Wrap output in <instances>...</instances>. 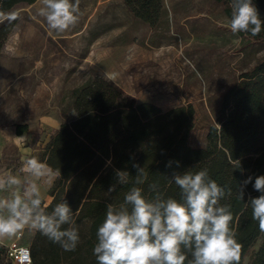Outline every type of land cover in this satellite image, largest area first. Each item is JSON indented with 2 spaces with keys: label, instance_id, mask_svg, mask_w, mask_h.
Returning a JSON list of instances; mask_svg holds the SVG:
<instances>
[{
  "label": "trees",
  "instance_id": "trees-1",
  "mask_svg": "<svg viewBox=\"0 0 264 264\" xmlns=\"http://www.w3.org/2000/svg\"><path fill=\"white\" fill-rule=\"evenodd\" d=\"M36 0H0V12L8 14L19 4ZM231 18V0H216ZM264 19V0H253ZM136 19L156 27L164 14V0H124ZM18 19L0 22V54ZM259 41L257 36L240 33ZM74 97L76 118L63 122L44 146L41 157L55 172L49 190L51 202L47 212L64 199L73 209L74 226L80 242L75 251H64L36 231L31 241L32 264H97L93 247L96 232L105 218L106 205L119 204L132 186L143 189L152 199L156 191L164 197L180 199V189L171 180L173 172L207 170L218 185L231 188L221 204L230 205L231 227L242 245L239 264L258 240L248 264H264V232L252 219L249 197L260 195L254 190L255 177L264 175V60L242 73L238 82L222 95V106L216 124L207 134V145L194 148L189 143L194 128L192 104L162 110L151 102L137 103L116 83L97 76L80 87ZM29 130L28 124H17L18 135ZM171 161V166L167 167ZM238 162L240 167L238 168ZM138 164L147 173L143 185H134ZM116 170L129 173L128 183L121 184ZM249 176L252 183L243 186ZM155 184L156 190L150 185ZM113 191H109L110 187ZM243 187L244 199L239 198ZM64 228L69 225H64ZM190 258V257H189Z\"/></svg>",
  "mask_w": 264,
  "mask_h": 264
},
{
  "label": "rangeland",
  "instance_id": "rangeland-1",
  "mask_svg": "<svg viewBox=\"0 0 264 264\" xmlns=\"http://www.w3.org/2000/svg\"><path fill=\"white\" fill-rule=\"evenodd\" d=\"M93 1L84 0L80 5L88 11L80 21L81 28L86 23L83 32L88 27L90 29L93 22L106 20V4L100 5V0ZM164 4L163 17L156 27L135 18L134 27H129V44L120 45L121 54L124 51L131 65L130 75L121 76L130 80L131 92H124L137 103L152 102L162 110L192 104L195 116L189 143L194 148H204L209 127L216 124L221 110L223 93L238 82L242 73L264 60V40L256 41L240 33L233 34L225 7L216 0H164ZM118 10L121 25L131 22L132 17L123 9L121 0ZM11 13L17 14L18 23L0 54V96L16 101L22 116L35 118V108L31 107L37 105L42 108L49 102L51 108H60L56 113L59 119L76 118L73 104L77 89L99 76L97 73L101 74L94 61L83 58L85 49L92 48L95 52L96 45H54L61 54L57 59L43 61L44 69L52 71V76H48L51 92L35 93L32 91L35 88V7L19 4ZM48 77L43 76L44 79ZM102 77L113 81V77ZM121 80L116 79L118 82ZM18 87L23 89L22 93L18 92ZM16 125L9 123L3 127ZM28 125L29 130L21 136L28 138L26 144L16 138L12 130H4L7 146L0 159L2 175L10 173L22 180L26 177L20 171V156L24 147H30L32 155L41 159L52 125L35 122ZM54 179L55 175L50 178L51 182L48 178L38 180L40 190L48 188L49 193ZM36 231L24 229L19 242L30 247ZM16 237L2 240L10 245ZM260 243L261 240H258L251 248L246 264ZM6 251V247L0 245V264H14Z\"/></svg>",
  "mask_w": 264,
  "mask_h": 264
},
{
  "label": "clouds",
  "instance_id": "clouds-1",
  "mask_svg": "<svg viewBox=\"0 0 264 264\" xmlns=\"http://www.w3.org/2000/svg\"><path fill=\"white\" fill-rule=\"evenodd\" d=\"M38 15L51 32L63 34L74 28L80 18V0H40ZM230 31L257 36L264 29V19L253 0H231ZM16 13L0 12V22H12ZM26 144L27 137H20ZM22 180L12 174L0 175V239L16 237L26 228L39 231L64 251H75L80 236L74 226L73 209L66 199L51 212L43 203L38 180L60 175L24 147L20 156ZM171 161L166 165L171 166ZM134 185H143L147 173L138 164ZM240 167L238 162V168ZM129 173L116 170L121 184L128 183ZM171 180L180 189V199L164 197L156 191L152 199L143 189L132 186L119 204L106 205L105 218L96 232L93 255L97 264H239L242 245L231 227L230 205L221 204L231 188L211 179L207 170L173 172ZM249 176L243 186L252 183ZM156 190L155 184L150 185ZM256 197L246 202L252 219L264 232V175L255 177ZM113 187L109 191H113ZM239 198L244 199L243 187ZM64 225L69 227L64 228ZM190 257V258H189Z\"/></svg>",
  "mask_w": 264,
  "mask_h": 264
},
{
  "label": "crops",
  "instance_id": "crops-1",
  "mask_svg": "<svg viewBox=\"0 0 264 264\" xmlns=\"http://www.w3.org/2000/svg\"><path fill=\"white\" fill-rule=\"evenodd\" d=\"M82 1L84 2V0H80V5L83 4ZM121 1H122L123 9L125 11H128L132 17L131 22L128 21L127 23H123L121 25L119 19L120 15L118 10L120 0H100L99 2L100 5L106 4V8H107L106 10L107 15L105 21L102 20L100 23H96L95 21L93 22V26L90 29L88 27L83 32L84 28L86 27V23L81 28L80 21H82L83 16L87 14L88 11L86 7H84L83 9L80 7L81 14L78 23L74 28L70 29L69 31L63 34H56L54 32H51L47 26L45 19L38 15V9L42 6L40 0H36L35 3L31 4L32 7H35V79L33 84L35 88L32 91H34L35 93L51 92V88L48 82H49V77L52 76V71L51 69L48 70L44 69L43 61L45 59L47 60L57 59L58 55L61 54L54 45H58L59 47H61L60 45L62 44L70 45V44L86 43L89 45L92 44L96 45L95 52H93L92 48L85 49V54L83 58L86 61H90V62L94 61V64L101 69V74L100 73L97 74L101 77L102 76L113 77L111 79L114 81V83L116 82L117 85L123 91L127 93L131 92V89L129 88L130 80L129 77L127 78V76L130 75V71H129L131 66L129 62L130 59L125 55L124 51H122L121 54L120 45L129 44L128 42L129 41L128 38L130 37L129 27L131 28L134 27L135 16L128 10V8L124 3V0ZM93 2L96 3L97 0H94ZM164 11H165V7H164ZM121 38H123L122 41ZM49 44L53 46L47 47V45ZM40 45H44V46H42L41 48ZM121 59L123 60V62H121ZM26 72L25 74H27ZM45 75L49 77L44 79L43 76ZM122 75L123 76L127 75V76L126 78L123 77L121 78ZM116 79H120V80L122 79L121 80L122 82L121 81L118 82L116 81ZM17 90L19 93L23 92L22 88H19ZM31 108H35L34 111L35 118H31L30 116L27 115L22 116L21 109L16 101H8L0 96V159L7 146V140L5 139L4 136V130L5 129L12 130L16 138H20L23 135V134L22 135L17 134L16 126L3 127L4 124L12 123L13 125H15L19 123L30 124L35 122V123H43L46 125H52L51 129L48 132L49 133L48 137L50 139V136L60 128V125L63 122L72 120V119L71 120L59 119L56 113L59 112L60 108L58 107L51 108L49 102L44 104L42 108H39L37 105H35V107L32 106ZM49 109H53L55 112H52V110L49 111ZM73 109H74V105H73ZM49 113H53V114H49ZM16 140H17L16 142H19L18 139ZM40 161L42 160L40 159ZM0 175L2 174L0 173ZM41 196H42V200L44 201V204L47 205L51 202V197L48 193V188L41 190ZM14 242H19V235L15 238V240L11 242V244ZM0 245L6 247V250L10 246V245H6L2 239H0Z\"/></svg>",
  "mask_w": 264,
  "mask_h": 264
},
{
  "label": "built area",
  "instance_id": "built-area-1",
  "mask_svg": "<svg viewBox=\"0 0 264 264\" xmlns=\"http://www.w3.org/2000/svg\"><path fill=\"white\" fill-rule=\"evenodd\" d=\"M21 234H19V237ZM7 254L14 264H32L31 249L19 242L12 243L7 248Z\"/></svg>",
  "mask_w": 264,
  "mask_h": 264
}]
</instances>
